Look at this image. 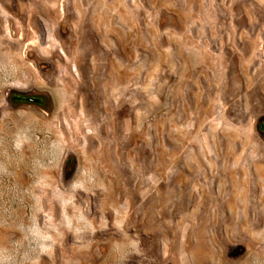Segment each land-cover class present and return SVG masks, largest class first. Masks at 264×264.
<instances>
[{"label": "rangeland", "instance_id": "obj_1", "mask_svg": "<svg viewBox=\"0 0 264 264\" xmlns=\"http://www.w3.org/2000/svg\"><path fill=\"white\" fill-rule=\"evenodd\" d=\"M6 4L53 112L0 121V264H264V0Z\"/></svg>", "mask_w": 264, "mask_h": 264}, {"label": "flooded vegetation", "instance_id": "obj_2", "mask_svg": "<svg viewBox=\"0 0 264 264\" xmlns=\"http://www.w3.org/2000/svg\"><path fill=\"white\" fill-rule=\"evenodd\" d=\"M2 1L11 2V4H6L4 6L10 12L11 18L15 17L14 11L18 13L20 10L18 6L20 0ZM15 1L16 3H14ZM13 4H16V6ZM25 17L26 23L22 25L24 28L22 30L23 33L20 31L19 24L15 19H8L7 22L3 24L0 21V96L2 94L4 100L3 103L0 104V121L5 115L7 118L11 119L6 121L5 124H9V122L11 124H13V122L15 123L20 118L19 112L30 115L41 113L45 116H49L53 112L50 106V93L47 89L36 86L34 72L32 71V69H34V71L39 69L44 73V76L48 78V70H51L49 63L52 60L50 57L43 58L36 47L31 46L27 49L26 47L22 48L20 40L22 36L20 33H22L24 37L30 33L29 18L28 16ZM7 35L10 36L11 39ZM22 52L25 61H28L29 67L23 77L20 76V71L16 67L17 59L20 58ZM41 65L45 66L41 67ZM7 85L8 87L4 88V86ZM21 108L24 109L20 110Z\"/></svg>", "mask_w": 264, "mask_h": 264}]
</instances>
